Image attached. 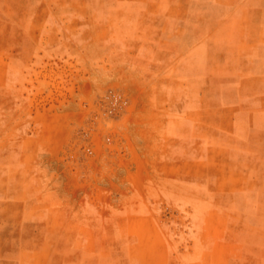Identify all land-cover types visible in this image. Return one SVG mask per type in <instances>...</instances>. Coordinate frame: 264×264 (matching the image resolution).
I'll use <instances>...</instances> for the list:
<instances>
[{
    "label": "rangeland",
    "instance_id": "obj_1",
    "mask_svg": "<svg viewBox=\"0 0 264 264\" xmlns=\"http://www.w3.org/2000/svg\"><path fill=\"white\" fill-rule=\"evenodd\" d=\"M0 264H264V0H0Z\"/></svg>",
    "mask_w": 264,
    "mask_h": 264
},
{
    "label": "crops",
    "instance_id": "obj_2",
    "mask_svg": "<svg viewBox=\"0 0 264 264\" xmlns=\"http://www.w3.org/2000/svg\"><path fill=\"white\" fill-rule=\"evenodd\" d=\"M46 158H52L51 157V155H49V156H47ZM155 158H156V160H158V157H157V153H156V155H155ZM157 162V161H156ZM150 170V169H149ZM108 173H111V172H107V174ZM164 173H166V172H163L162 170L159 172V170H155V172H154V174H157V175H159V176H163V174ZM149 173H148V170L147 169H144V171H140V175H142V176H147ZM172 175V174H171ZM146 183V182H145ZM144 183V184H145ZM142 184V186H138V187H136V186H134L133 184H126V185H124L123 187V190H125V191H135L136 189L137 190H149L150 189V186H148V183L147 184ZM154 185V184H153ZM154 187V189H157V187L156 186H153ZM136 188V189H135ZM50 190H51V188H50ZM129 200V201H128ZM125 199V202H122L123 203V205H128V204H130V203H132L134 200H130V199ZM140 216V218H142L143 219V221L145 222V223H147V222H152L153 224H155V225H157V223H156V221L154 220H152V216H151V214H148V213H146V214H140L139 215ZM119 221L120 220H115V223L118 225V224H120L119 223ZM118 227V226H117ZM123 227V226H122ZM124 231V230H123ZM120 232V231H119ZM141 233H142V231H140ZM141 233H140V235H141ZM147 233H149V232H146V233H144V235L142 236V237H144V238H147V237H150V238H157V237H159V236H157V235H155V232H150L151 234H147ZM129 237V236H128ZM141 237V236H140Z\"/></svg>",
    "mask_w": 264,
    "mask_h": 264
},
{
    "label": "built area",
    "instance_id": "obj_3",
    "mask_svg": "<svg viewBox=\"0 0 264 264\" xmlns=\"http://www.w3.org/2000/svg\"><path fill=\"white\" fill-rule=\"evenodd\" d=\"M108 103L113 104V105L116 104L114 108H109L108 110H106V112H107L108 114H110L111 111H112L113 109H114V110L116 109L117 104L122 105L123 101H121L120 98H118V97L112 95L111 97H109V99H108ZM119 105H118V106H119Z\"/></svg>",
    "mask_w": 264,
    "mask_h": 264
}]
</instances>
